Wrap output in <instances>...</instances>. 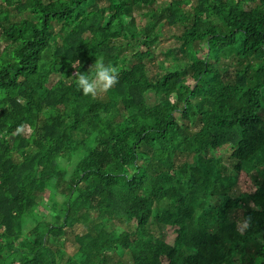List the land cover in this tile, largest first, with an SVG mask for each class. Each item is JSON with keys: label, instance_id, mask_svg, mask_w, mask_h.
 Wrapping results in <instances>:
<instances>
[{"label": "trees", "instance_id": "trees-1", "mask_svg": "<svg viewBox=\"0 0 264 264\" xmlns=\"http://www.w3.org/2000/svg\"><path fill=\"white\" fill-rule=\"evenodd\" d=\"M157 1L1 0L0 264H264V0Z\"/></svg>", "mask_w": 264, "mask_h": 264}, {"label": "rangeland", "instance_id": "rangeland-1", "mask_svg": "<svg viewBox=\"0 0 264 264\" xmlns=\"http://www.w3.org/2000/svg\"><path fill=\"white\" fill-rule=\"evenodd\" d=\"M166 1H168V0H158L157 4H161V3H164ZM0 3H1V0H0ZM134 16H135L136 21L138 22L139 25H143L147 20V18L144 15H142V13H139V12H135ZM177 31L178 30L176 28H173L171 26L169 28L168 27L162 28V31H161V34L159 37V41L154 45V57H153L152 61H150V63H149V67L151 70H158V64H160L165 59H171L170 57L166 58L163 53H164V51H166V48L172 47V45L174 46L176 44V41L174 40L175 36H173V34L175 35V33H178ZM0 47H1V45H0ZM203 47H204V45H203ZM205 52H206V50L202 49L199 52V55H203ZM165 61L170 62V60H165ZM55 80L56 79L53 77L51 79L49 85H51ZM23 132H24V135H28L29 134V128L25 127ZM226 153L227 152H225V154ZM224 161H225V164L230 168L229 161L226 159H224ZM67 164H68L67 162L63 161L64 166H66ZM47 198H48L47 192L39 194V200L41 201V206L43 207V212H45V214H46L45 219L51 220V216H52L54 211L52 209L51 200H47ZM60 199H61V196L58 195L57 200H60ZM238 224H239V228L241 230L243 228L244 224L241 222H239ZM28 228H29L28 226L25 227L26 230H28ZM154 232H155V234L162 236L169 243H172L174 240V237H175V228L172 226H168V225H161V224L156 225L154 228ZM62 240H64V247H65L66 251L71 254L75 248V246H74L75 242H74L73 238L68 241L67 239H64L62 237Z\"/></svg>", "mask_w": 264, "mask_h": 264}, {"label": "clouds", "instance_id": "clouds-1", "mask_svg": "<svg viewBox=\"0 0 264 264\" xmlns=\"http://www.w3.org/2000/svg\"><path fill=\"white\" fill-rule=\"evenodd\" d=\"M77 63L80 62L77 60ZM76 67V64H72ZM77 73V71H76ZM80 72L77 76L76 84L85 96H95L97 91H108L118 82V70L112 65H106L103 60L95 62L94 74Z\"/></svg>", "mask_w": 264, "mask_h": 264}]
</instances>
